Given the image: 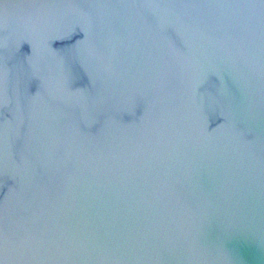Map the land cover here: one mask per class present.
Instances as JSON below:
<instances>
[{
    "label": "water",
    "instance_id": "95a60500",
    "mask_svg": "<svg viewBox=\"0 0 264 264\" xmlns=\"http://www.w3.org/2000/svg\"><path fill=\"white\" fill-rule=\"evenodd\" d=\"M0 264H264V0H0Z\"/></svg>",
    "mask_w": 264,
    "mask_h": 264
}]
</instances>
